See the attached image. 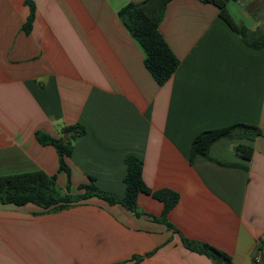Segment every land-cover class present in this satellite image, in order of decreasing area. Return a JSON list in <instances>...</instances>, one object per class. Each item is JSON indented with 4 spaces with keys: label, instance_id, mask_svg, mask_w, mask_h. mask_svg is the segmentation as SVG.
<instances>
[{
    "label": "crops",
    "instance_id": "crops-1",
    "mask_svg": "<svg viewBox=\"0 0 264 264\" xmlns=\"http://www.w3.org/2000/svg\"><path fill=\"white\" fill-rule=\"evenodd\" d=\"M142 0H0V175L43 170L62 194L81 184L125 194L126 157L143 162L152 190L136 215L91 196L55 209L0 202V264H264V47L252 48L202 0H171L159 30L180 63L159 85L118 12ZM249 30L264 27V0L228 3ZM85 132L60 169L52 144L64 126ZM246 123L191 160L202 130ZM252 146L250 159L236 152ZM182 236L231 256L216 261Z\"/></svg>",
    "mask_w": 264,
    "mask_h": 264
},
{
    "label": "trees",
    "instance_id": "trees-1",
    "mask_svg": "<svg viewBox=\"0 0 264 264\" xmlns=\"http://www.w3.org/2000/svg\"><path fill=\"white\" fill-rule=\"evenodd\" d=\"M171 0H142L140 2H129L118 12L120 18L140 43L145 52L144 63L159 85H163L175 72L180 63L178 57L171 50L159 30V25L164 17L167 4ZM218 7L219 14L232 29L238 32L242 40L252 48L264 47V27L254 31L246 26L238 24L228 10V3L236 0H202ZM30 6V14L25 23L26 31L29 32L34 18V4L32 0H26ZM240 131L244 137L252 138L262 134L261 130L251 124L236 123L223 127L208 128L199 132L193 139L191 147V160L198 155L208 156L209 149L216 140L221 137H230ZM85 132L84 126L79 123L64 126L63 135L59 138L52 137L46 133H37L41 143L52 144L58 151L60 169L69 171L66 157L72 154L73 142ZM236 152L247 159L253 155L252 146L239 143ZM127 171L124 178L125 194L118 197L115 193L103 190L94 184H81L80 194H62L56 187L55 175H48L43 170H33L16 174L0 175V202L24 205L33 202L45 209H55L67 206L69 203L91 196L100 197L109 203H119L124 208L136 215L141 214L138 207L140 193H150L164 202L162 215L158 219L165 222L169 227L167 215L170 209L178 201V193L170 189L152 191L143 179V162L135 155L126 157ZM184 244L195 251L206 253L216 261L226 260L230 262L231 256L209 243L194 242L182 236Z\"/></svg>",
    "mask_w": 264,
    "mask_h": 264
},
{
    "label": "built area",
    "instance_id": "built-area-1",
    "mask_svg": "<svg viewBox=\"0 0 264 264\" xmlns=\"http://www.w3.org/2000/svg\"><path fill=\"white\" fill-rule=\"evenodd\" d=\"M263 248H264V244H263V246H262Z\"/></svg>",
    "mask_w": 264,
    "mask_h": 264
}]
</instances>
